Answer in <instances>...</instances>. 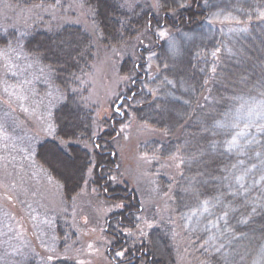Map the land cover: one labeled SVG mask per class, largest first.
<instances>
[{"label":"rangeland","instance_id":"rangeland-1","mask_svg":"<svg viewBox=\"0 0 264 264\" xmlns=\"http://www.w3.org/2000/svg\"><path fill=\"white\" fill-rule=\"evenodd\" d=\"M123 2L128 7L146 2L154 7L163 3L168 10L192 6L191 0ZM195 8L203 12L200 21L177 26L152 24L158 48L144 52L142 59L132 60L140 75V79L132 83L137 76L119 70L124 57L135 55L133 49L130 46L105 47L95 40L97 34L89 13L78 0H53L50 4L36 3L30 7L0 0V27L3 30L13 29L18 34L35 26L48 30L73 24L87 30L94 39V62L87 74L88 98L96 107V117L108 120L115 115L121 122V136L114 145L107 147L101 141L100 146L109 152L118 147L128 151L123 166L125 177L134 185L137 201L144 209L132 216L135 231L143 229V234L137 231L135 236L145 237L151 244L153 256L165 264H214L209 260L212 249L202 250L204 241L197 242L199 233L194 234L187 226L188 222L181 219V212L187 209L176 210L178 186L184 183L181 173L184 177L190 173L184 167H178L179 153L177 159H170V155L194 135L202 146L207 145L210 133L207 139H200L203 121L210 112L220 110L221 97L226 98L224 110H231L241 120L247 117L248 109L257 108L264 99L261 96L264 91L261 88L264 83V20L259 19V13L264 11V0H200ZM161 30L167 33L166 37L158 36ZM172 44L178 46L177 53L171 50ZM4 51L0 49V124L4 127L0 132V264H47L56 258L59 254L56 252L57 225L65 229L64 238L70 243L74 242L72 232L75 233L79 242L75 248L78 257L91 259L88 264H108L103 256L108 243L104 223L115 207L98 202L91 204L94 195L89 193L92 189L87 182L81 189H74L72 198L64 199L62 185L49 167L59 176L67 172L73 180L80 162L74 161V167L66 170L61 163L63 160L52 153L50 158H41L49 167L36 157L37 146L44 140L54 139L50 113L62 100V94L50 85L48 69L23 54L18 56L16 53L13 57L6 50L5 56ZM126 68L131 71L130 67ZM12 71L16 72L15 77L10 75ZM165 77L173 79L175 89L163 83ZM24 81L30 83L22 90L20 85ZM39 85L42 88H38ZM131 90L135 94L120 107L124 114H118L114 110L117 98L129 96ZM170 91L171 95H168ZM214 91L215 96H211ZM173 97L188 103L177 102ZM173 105L179 115L160 123L157 109ZM195 112L205 119H196L194 124L199 125V130L186 131L180 141L178 132L185 130V123ZM135 114L136 118L132 119L135 124H131L128 121ZM167 127L171 130L166 135L171 134L172 139H161L163 142L152 139ZM144 132H147V138L137 139L136 135ZM56 145L65 154V144ZM131 148L133 150L129 152ZM87 149H91V144ZM115 164L120 165V158ZM168 169L174 171L173 174L168 175ZM88 176L91 178V173L88 172ZM165 191L172 192V196L165 197ZM207 192L212 194L211 186ZM172 209L176 211L173 217L177 225L175 230L182 234L179 241L173 236L162 238L158 232L160 227L164 228V222H161L170 217L168 213ZM154 215L156 219L151 220ZM136 216L142 220L147 217L154 227L147 228L143 222L137 225ZM114 225L115 222H111L109 227L114 228ZM262 229L264 215L259 214L247 228L240 226L237 235L244 234L247 238L235 244V264H251L257 248L264 244ZM123 230L130 231L121 226L119 231ZM71 250L66 249L60 254H72ZM116 252H112L116 258L126 256L117 257Z\"/></svg>","mask_w":264,"mask_h":264},{"label":"trees","instance_id":"trees-1","mask_svg":"<svg viewBox=\"0 0 264 264\" xmlns=\"http://www.w3.org/2000/svg\"><path fill=\"white\" fill-rule=\"evenodd\" d=\"M8 1L23 7H30L36 3L50 4L53 0ZM78 1L82 4L83 8L88 11L89 20L91 24L95 26L97 34L95 40L99 41V43L105 47L130 46L133 49L135 55L124 57L119 70L122 73L127 72V75L129 73H131V75H136L137 78L132 83L140 79L136 64H132L134 58L142 59L144 52L148 53L158 48V41L153 32L152 24L156 23L158 26H177L180 23L188 25L195 21H200L201 18H203L201 15L203 12L197 11L195 8L200 0H191L192 6H188V9L174 10H168V8L162 5L163 3H158L154 8L147 2L145 4H135L132 7H128L123 0ZM21 33H25L26 35L24 40L20 42L22 47L18 49L16 41ZM69 33L83 38L84 44L80 52L74 54V60L65 63L62 58L57 59V57L53 55L55 51L54 44L60 36H66ZM95 48L94 39L90 33L82 29L79 25H63L48 30L35 26L25 32H18V34L14 32L13 29L3 30L0 27V49L10 51L13 57H16V53L18 56L23 54L36 61L40 66L48 69L50 85L62 94V100L56 104L50 113V119L54 126V139H47L40 143L37 146L36 157L39 158L40 162L45 166L47 163H44L41 158L43 156L50 158V153L57 156L60 160H64L65 156H67L71 161L77 160L80 162L78 174L73 180L69 177L65 178L61 174L59 176L47 164L53 174L56 176L58 175V177L55 176V179L62 185L63 198L69 200L75 195L73 192L74 189H81L87 182L92 189V191L89 189V193L94 195L91 199V204L94 205L98 202L105 206L111 204L114 206L116 203L126 205V207L122 209H113L105 218L104 233L107 235L108 243L105 245L103 251L104 259L108 264H165L163 261L157 260L153 256L151 244L146 241L145 237L141 235L138 237L135 236L137 231H135V222L132 216L141 209V206L137 201L134 185L128 181L124 173V165L125 162H127L125 155H127L128 151L126 149L121 150V148L118 147L116 151L109 152L101 149L100 146L101 141L104 145L106 144L107 147L108 145L110 147L114 145V142L121 136L119 134L121 131V122L115 115L108 120L96 117V107L89 101L88 93L90 86L87 74L93 66ZM127 66L130 67L131 71L127 70ZM38 88H42V86L39 85ZM134 94L135 92L131 90L129 97ZM215 94L214 91V94H211V96H215ZM198 112L200 111L198 110ZM136 116L135 114L128 122L131 121V124H135L132 119L134 117L136 118ZM198 116L200 118H198ZM196 119L203 120L205 117H201L199 113L195 112L185 123V130H180V132H178L180 133V141H182L180 137L183 135L184 138L186 131L192 130L196 132V130H199V125L194 124ZM95 133L98 134L97 137L94 136ZM147 135V132H144L142 134H137L136 137L137 139L143 140L147 138L145 137ZM157 135L152 138L154 141L158 140L163 142L161 139H172V135H166L165 131L158 132ZM165 136H167V138ZM176 136L178 135H175V137ZM62 143L65 144L64 148H66L67 152H64L66 155L59 147H56V144ZM88 144H91L90 150L87 149ZM132 150L131 148L129 152ZM117 158H120V165L115 164ZM89 160L93 163L99 162L103 168V173H101V168H97L95 173L91 174L92 177L89 178ZM82 167L83 173H81L80 170ZM167 171L168 175L174 172L171 169ZM109 172L117 176L116 182H107V174ZM101 174L105 176V179H99ZM81 175H83V179H81ZM169 182L170 181H168V183ZM69 191L74 194H71ZM164 195L165 197H170L172 196V192L165 191ZM175 214L176 211L172 209L171 212L169 211L168 213L170 217H166V220L161 222H164V228L159 226L158 232L162 234V238L167 237L166 239H168L170 236H173L175 237L174 240L178 239L179 241L182 237V234L177 233L175 230L177 228L175 221H173ZM111 222H115L114 228L109 227L111 226ZM60 226L61 225L56 226L58 238L56 252L59 254L56 258L48 261L47 264H88L87 261H91V259L88 258V260H86L87 258H80L75 253V248L79 244L75 238V233L72 232L74 242L70 243L66 237L64 238L65 229H61ZM121 226L129 228L130 231H119ZM127 233L131 234L128 235ZM148 235L151 236L153 233ZM174 240H172L173 243ZM169 245H171L170 241ZM66 249H72L73 253L67 254L66 256L65 254H60ZM113 251H124L126 256L123 259L116 258L112 253Z\"/></svg>","mask_w":264,"mask_h":264},{"label":"snow or ice","instance_id":"snow-or-ice-1","mask_svg":"<svg viewBox=\"0 0 264 264\" xmlns=\"http://www.w3.org/2000/svg\"><path fill=\"white\" fill-rule=\"evenodd\" d=\"M259 19L264 20V11L259 13ZM236 22L240 23V21ZM25 35L21 33L17 38L18 49L22 47L20 42L24 40ZM166 35L164 30L158 33L160 38ZM83 44L84 39L78 35L69 33L66 36H60L55 41L53 55L69 63L74 60V54L80 52ZM170 48L175 52V44L170 45ZM3 55H7L6 50ZM212 55L215 56L216 53L213 52ZM171 71L177 72L178 69ZM212 72H216L215 67L212 68ZM10 75L15 77L16 72L12 71ZM243 82L247 83L246 80ZM29 83L30 81L22 82L20 88L25 89ZM163 83L169 85L171 89L176 88L173 79L165 77ZM261 88L264 89V83H261ZM149 91L151 93L152 90ZM168 95H171V91ZM261 96H264V91L261 92ZM173 99L183 104L188 103L187 100L180 101L179 97H173ZM221 101L223 103L220 104V110L210 112L208 118L203 121V135L200 139H207L210 133L211 139L207 145L202 146L194 135L186 139L179 148L174 149L169 158L177 159L176 154L179 153L178 167L182 166L190 173L186 177L181 173L184 183L178 186L176 210L180 212L182 208L187 209L181 212V219L188 222L187 226L194 234L199 233L197 242L204 241L201 245L202 250L212 249L210 262L235 264L233 254L235 244L247 238L244 234L237 235L240 232V226L247 228L258 214L264 215V99L258 103L257 108L248 109V115L243 120L234 116L231 110H224L225 97H221ZM125 102L117 98L118 114H124L121 113L120 107ZM178 115L174 105L160 106L157 109V116L162 124ZM170 130V127H167L165 132ZM3 131V124H0V132ZM4 138L7 139L6 136ZM163 147L161 145V150ZM61 163L65 165L66 170L74 167V161L67 156ZM88 165L89 173L94 174L97 168H101L103 173L99 162L93 163L89 160ZM80 170L83 173V167ZM99 179H105V176L101 174ZM116 180V175H112L111 172L107 174V182L114 183ZM210 186L212 194L207 192ZM253 193L256 195L253 196ZM114 207L122 209L126 205L116 203ZM139 211L143 212L144 209L141 208ZM155 219L156 216H152L151 220ZM151 220L147 217L143 220L140 216L135 217L137 225L143 222L147 228L154 227ZM137 231L143 234L142 228H137ZM115 255L123 257L125 252L118 251ZM251 264H264V244L257 248Z\"/></svg>","mask_w":264,"mask_h":264},{"label":"bare ground","instance_id":"bare-ground-1","mask_svg":"<svg viewBox=\"0 0 264 264\" xmlns=\"http://www.w3.org/2000/svg\"><path fill=\"white\" fill-rule=\"evenodd\" d=\"M176 53L178 52V46H176ZM63 174V176L65 177V178H68L69 176H68V174H67V172H64V173H62Z\"/></svg>","mask_w":264,"mask_h":264},{"label":"water","instance_id":"water-1","mask_svg":"<svg viewBox=\"0 0 264 264\" xmlns=\"http://www.w3.org/2000/svg\"><path fill=\"white\" fill-rule=\"evenodd\" d=\"M124 99H125L124 96H122V97L119 98V100H124ZM117 107H118V103H116V105H115V107H114V110H116Z\"/></svg>","mask_w":264,"mask_h":264}]
</instances>
